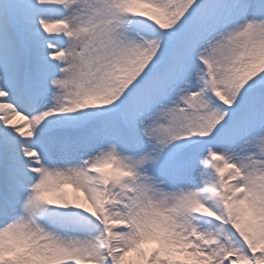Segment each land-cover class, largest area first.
<instances>
[{
	"label": "snow or ice",
	"instance_id": "1",
	"mask_svg": "<svg viewBox=\"0 0 264 264\" xmlns=\"http://www.w3.org/2000/svg\"><path fill=\"white\" fill-rule=\"evenodd\" d=\"M0 264H264V0H0Z\"/></svg>",
	"mask_w": 264,
	"mask_h": 264
},
{
	"label": "bare ground",
	"instance_id": "2",
	"mask_svg": "<svg viewBox=\"0 0 264 264\" xmlns=\"http://www.w3.org/2000/svg\"><path fill=\"white\" fill-rule=\"evenodd\" d=\"M149 247H151V245H149Z\"/></svg>",
	"mask_w": 264,
	"mask_h": 264
}]
</instances>
